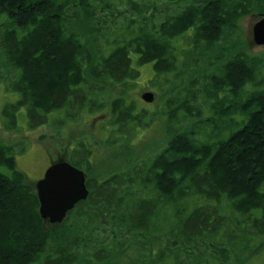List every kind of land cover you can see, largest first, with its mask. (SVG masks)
I'll return each instance as SVG.
<instances>
[{
	"label": "trees",
	"instance_id": "1",
	"mask_svg": "<svg viewBox=\"0 0 264 264\" xmlns=\"http://www.w3.org/2000/svg\"><path fill=\"white\" fill-rule=\"evenodd\" d=\"M257 12L264 0H0V84L19 96L9 123L22 105L39 124L72 122L107 88V145L129 146L155 115L165 135L151 160L124 154L86 179L87 199L58 225L0 144V264H257L264 54L246 51L239 24ZM146 64L161 93L148 116L127 98ZM72 143L69 163L93 170L94 146Z\"/></svg>",
	"mask_w": 264,
	"mask_h": 264
},
{
	"label": "rangeland",
	"instance_id": "2",
	"mask_svg": "<svg viewBox=\"0 0 264 264\" xmlns=\"http://www.w3.org/2000/svg\"><path fill=\"white\" fill-rule=\"evenodd\" d=\"M261 15L264 14L254 13L242 18L239 23L246 51L254 56L264 54V47L255 46L252 42V27L261 18ZM137 70L139 72L138 78L129 87L127 98L128 102L133 104L136 114L145 110L144 114L148 116L160 108L161 93L155 91L154 87L152 89L154 78L152 64L137 67ZM145 92L155 94L156 99L152 104H147L141 100L140 97ZM110 94L114 96L116 92L111 93L106 88L104 94L99 96V100L103 103L101 109L96 108L99 101L94 97L95 103L92 111L85 110L79 115L76 114L77 116L72 122L66 121L58 125L56 115L50 116L49 114V122L39 124L43 117L31 120L28 118L27 109L22 105L14 114L15 122L9 123L7 116L3 113L5 104L17 102L19 96L0 84V144L13 148L17 171L23 174L27 186L35 191V184L43 177L42 175L51 164L59 161L69 162L71 154L68 148L72 146L73 141L77 140H88V143L94 146L90 158L93 170L86 173L87 179H97V175L99 176L101 173H107L108 170H118L124 161L117 159V157L124 154L136 158L141 157V160L153 158L157 150L164 144L165 136L163 134L164 122L162 117L158 115L150 116L149 121L146 119L143 128L134 129L132 135L128 133L130 135L129 146L122 147L118 142L113 143L112 146L106 144L108 139L113 142V137L109 133L111 128L108 126L107 120L110 113L109 102L112 99ZM116 137L118 138L116 140H119V134ZM122 138L125 140L124 137ZM104 164H108V166L105 167ZM256 262L257 264H264V253L257 258Z\"/></svg>",
	"mask_w": 264,
	"mask_h": 264
},
{
	"label": "water",
	"instance_id": "3",
	"mask_svg": "<svg viewBox=\"0 0 264 264\" xmlns=\"http://www.w3.org/2000/svg\"><path fill=\"white\" fill-rule=\"evenodd\" d=\"M252 42L255 46L264 47V15L252 27ZM140 98L151 104L155 95L145 92ZM35 191L40 218L50 225L61 224L68 213L89 195L84 172L66 161L51 164L35 184Z\"/></svg>",
	"mask_w": 264,
	"mask_h": 264
},
{
	"label": "flooded vegetation",
	"instance_id": "4",
	"mask_svg": "<svg viewBox=\"0 0 264 264\" xmlns=\"http://www.w3.org/2000/svg\"><path fill=\"white\" fill-rule=\"evenodd\" d=\"M70 148H71L70 150H73V146H71ZM80 170H82L85 173V176H86V172L84 171V169H80Z\"/></svg>",
	"mask_w": 264,
	"mask_h": 264
}]
</instances>
